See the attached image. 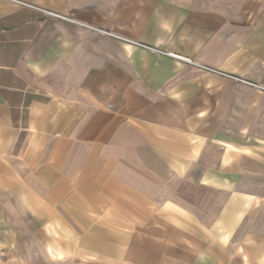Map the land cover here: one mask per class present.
I'll return each instance as SVG.
<instances>
[{"label":"crops","instance_id":"crops-1","mask_svg":"<svg viewBox=\"0 0 264 264\" xmlns=\"http://www.w3.org/2000/svg\"><path fill=\"white\" fill-rule=\"evenodd\" d=\"M21 1L0 0V264H259L237 235L264 201V0Z\"/></svg>","mask_w":264,"mask_h":264},{"label":"rangeland","instance_id":"rangeland-1","mask_svg":"<svg viewBox=\"0 0 264 264\" xmlns=\"http://www.w3.org/2000/svg\"><path fill=\"white\" fill-rule=\"evenodd\" d=\"M252 182L253 181H250V183L248 184L250 187L248 186L246 188L247 190H250V188H258L257 184ZM263 191L264 186H262V192ZM259 206L262 212L258 213V216L256 218L255 216H253V213L251 214V216L249 215L248 217H246L245 222L241 226L242 229L237 235V238H239V243L245 246V248L241 247L242 250H240V252H244L246 256H248L249 253H251L252 255L256 254L259 257L258 263L264 264V201L261 202ZM255 231L259 233L254 234ZM246 261V263L249 262L247 258Z\"/></svg>","mask_w":264,"mask_h":264},{"label":"built area","instance_id":"built-area-1","mask_svg":"<svg viewBox=\"0 0 264 264\" xmlns=\"http://www.w3.org/2000/svg\"><path fill=\"white\" fill-rule=\"evenodd\" d=\"M12 1H15V2L20 3V4L28 5V6H33L30 3H27V2H24V1H21V0H12ZM45 11L48 12V13H50V14H53V15H56V16H59V17H63L62 15L57 14V13H54L52 11H48V10H45ZM64 18H68L70 20H74V19L69 18V17H64ZM85 26L89 27L90 29H96V30L102 31V32H104V33H106V34H108V35H110V36H112V37H114L116 39L121 40V41L129 42V43L134 44V45L148 47V48L154 49V50H156L158 52L167 53V54H170V55H172L174 57L181 58V59H183V60H185V61H187L189 63H192L193 62L190 58L183 57V56H180V55H176V54L171 53V52H165V51H162L160 49H156V48L151 47L149 45H146L144 43H141V42H138V41H133L131 39H128L127 37H124V36L119 35L117 33H113V32H110V31H106V30H103V29H100V28H97V27H94V26H91V25H86L85 24ZM203 67L206 68V69H208V70H210V71L219 72V73H221V74H223L225 76H228V77H231V78H234V79H237V80H243L244 81V79H242L240 77H237V76H234V75H230V74L224 73V72L219 71L217 69H213V68L207 67V66H203ZM246 82L249 83L250 85H252V86H254V87H256V88L264 91V85H261V84H258V83H254V82L248 81V80H246Z\"/></svg>","mask_w":264,"mask_h":264}]
</instances>
